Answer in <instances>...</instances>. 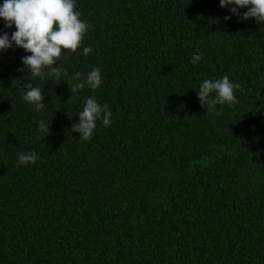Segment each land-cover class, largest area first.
Instances as JSON below:
<instances>
[{"label": "trees", "instance_id": "16d2710c", "mask_svg": "<svg viewBox=\"0 0 264 264\" xmlns=\"http://www.w3.org/2000/svg\"><path fill=\"white\" fill-rule=\"evenodd\" d=\"M75 10L90 27L54 66L69 80L98 67L100 88L70 98L66 80L19 70L23 48L0 51V264H264V24L225 20L219 0ZM224 75L239 103L207 111L195 88ZM27 83L42 112L22 100ZM89 96L112 123L81 142L72 124Z\"/></svg>", "mask_w": 264, "mask_h": 264}, {"label": "clouds", "instance_id": "9594fccd", "mask_svg": "<svg viewBox=\"0 0 264 264\" xmlns=\"http://www.w3.org/2000/svg\"><path fill=\"white\" fill-rule=\"evenodd\" d=\"M220 6L229 9L230 15L224 17L230 20L232 15L242 20L255 18L264 24V0H219ZM77 0H2L0 2V19H3L5 28L15 30L9 34L0 30V51L11 49L14 46L25 50L21 57L22 65L19 70H28L33 78H53L58 83L67 74V70L54 66L60 60L62 52H76L81 47L90 24L81 18L76 11ZM241 9L246 11L241 12ZM92 52L90 46L83 47L86 56ZM203 59V53L192 54L190 62L198 64ZM60 65V64H59ZM66 80L72 95L75 98L85 87L91 90L100 88L103 83L101 70L93 67L86 74L76 72ZM15 86V81H13ZM22 100L33 106L34 111L42 112L46 104L44 92L31 83L24 85ZM234 84L228 75L220 79H204L197 89L200 103L207 111L215 109L216 105L234 106L239 103ZM69 98V99H70ZM78 122L72 124V131L79 132L81 142L89 141L97 127V121H102L105 127L112 123V112L107 103L101 104L96 96H89L78 112ZM49 124L41 119L38 128L41 132L49 133ZM38 155L35 151L18 154L17 166L21 164H35Z\"/></svg>", "mask_w": 264, "mask_h": 264}]
</instances>
